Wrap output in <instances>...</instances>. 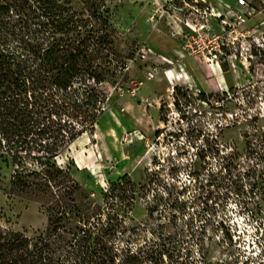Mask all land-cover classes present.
I'll use <instances>...</instances> for the list:
<instances>
[{
  "label": "rangeland",
  "instance_id": "1",
  "mask_svg": "<svg viewBox=\"0 0 264 264\" xmlns=\"http://www.w3.org/2000/svg\"><path fill=\"white\" fill-rule=\"evenodd\" d=\"M35 1L19 0L7 20L26 32L36 28L25 23L39 22ZM236 1L200 0L222 7ZM248 1L258 11L244 24L252 40L264 33V5ZM51 2L67 17L59 38L110 34V71L97 87L92 133L55 159L45 161L44 151L26 156L28 173L65 170L56 182L40 180L50 194L27 197L13 188L16 163L0 150V226L36 239L54 209L82 218L84 258L91 254L92 264L108 250L118 254L115 264H152L156 252L163 264H264V48L249 61L241 50L218 63L187 56L181 0H107L99 10L108 17L105 25L90 16L84 0ZM71 18L89 23L75 29ZM83 82L95 86L85 76L75 88ZM65 119L82 128V118ZM62 259L50 264H74Z\"/></svg>",
  "mask_w": 264,
  "mask_h": 264
},
{
  "label": "trees",
  "instance_id": "2",
  "mask_svg": "<svg viewBox=\"0 0 264 264\" xmlns=\"http://www.w3.org/2000/svg\"><path fill=\"white\" fill-rule=\"evenodd\" d=\"M106 1L84 0L91 11L90 16L101 25L108 23L107 15L99 13ZM35 2L42 13L36 15L38 23L30 25L25 22L27 27L37 26L32 30L27 28L26 32L12 23L11 17L9 20L6 18L10 10L14 12L20 7L19 0H0V150L16 163L11 179L13 188L27 197L40 194L43 198L52 192L44 181H58L57 173L65 170L55 167L53 162L54 171L43 168L40 172L28 173L26 156L44 151L45 155L41 157L45 161L55 159L70 142L92 133L97 121L92 109L100 107L95 98L97 87L110 71L109 59L113 49L108 32L97 38L92 32L83 40L59 38L67 23L64 9L56 2L52 4L51 0ZM69 22L75 29L89 23L88 20L74 18ZM35 76L41 78L38 84L30 82ZM85 76L95 86L83 82L75 88V81ZM201 98L205 99L204 95ZM65 118H82V128H76ZM89 118L93 119L86 124ZM21 151L27 154L22 156ZM43 165L40 164L41 167ZM19 166L22 167L21 172L17 171ZM31 175L39 181L29 180ZM121 181L133 187L127 176ZM116 188H111L109 194ZM81 220L79 218L76 222L64 211L49 209L45 232L36 239L0 226V264H50L57 258H63L62 261L71 259L74 264H81L79 261L92 264L91 254L84 258L83 238L80 237L84 235L87 239L88 231ZM117 255L108 250L102 254L99 264H115ZM149 260L152 264L164 263L161 252L152 253Z\"/></svg>",
  "mask_w": 264,
  "mask_h": 264
},
{
  "label": "built area",
  "instance_id": "3",
  "mask_svg": "<svg viewBox=\"0 0 264 264\" xmlns=\"http://www.w3.org/2000/svg\"><path fill=\"white\" fill-rule=\"evenodd\" d=\"M181 2L185 14L180 39L187 56L202 54L208 62L218 63L228 61L231 57L236 58L235 54H230L231 50H241L246 51L244 59L249 61L254 52L263 51L264 33L252 40L246 38L251 31L245 30L244 24L258 12L252 2L237 0L235 7L201 5L200 0ZM66 165L69 167L71 163L67 162Z\"/></svg>",
  "mask_w": 264,
  "mask_h": 264
},
{
  "label": "bare ground",
  "instance_id": "4",
  "mask_svg": "<svg viewBox=\"0 0 264 264\" xmlns=\"http://www.w3.org/2000/svg\"><path fill=\"white\" fill-rule=\"evenodd\" d=\"M169 91H170V89H169Z\"/></svg>",
  "mask_w": 264,
  "mask_h": 264
}]
</instances>
